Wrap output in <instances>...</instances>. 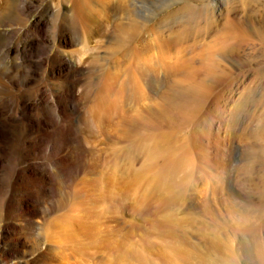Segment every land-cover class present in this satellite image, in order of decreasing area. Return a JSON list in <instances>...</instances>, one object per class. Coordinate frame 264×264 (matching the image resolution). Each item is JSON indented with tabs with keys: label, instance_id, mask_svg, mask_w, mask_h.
<instances>
[{
	"label": "rangeland",
	"instance_id": "rangeland-1",
	"mask_svg": "<svg viewBox=\"0 0 264 264\" xmlns=\"http://www.w3.org/2000/svg\"><path fill=\"white\" fill-rule=\"evenodd\" d=\"M11 1L0 0V98H52L68 82L21 68L26 45L68 57L75 106L50 136L12 127L0 150L1 178L16 174L0 183V213L18 215L14 233L0 221V248L17 252L2 264H264V0H91L84 22L69 0H13L10 17ZM77 183L92 199L72 211L88 210L89 240H48L33 209L67 211Z\"/></svg>",
	"mask_w": 264,
	"mask_h": 264
},
{
	"label": "bare ground",
	"instance_id": "bare-ground-1",
	"mask_svg": "<svg viewBox=\"0 0 264 264\" xmlns=\"http://www.w3.org/2000/svg\"><path fill=\"white\" fill-rule=\"evenodd\" d=\"M69 1L71 4V9H72L71 19L74 21L78 20L79 22H84V14H85V12L88 11L87 4H88V2L91 3V0H69ZM22 3H23V8L27 7L28 5H30L29 9L34 8L32 2L27 3L26 1H23ZM4 8L8 10L6 12V15L11 17L10 10L15 9L14 1L12 0L11 3H9V4L6 3ZM60 9L58 8L55 12H51V13L56 15V18L62 17L64 15L60 11ZM36 11H37V9L35 10V12ZM12 12H13V10H12ZM49 12H50V10L48 8H46L44 11H38V19L35 23L37 27H40L42 25V23L45 21L43 16L49 14ZM8 16H7V18H8ZM79 22H77V23H79ZM4 35H6L5 31H4ZM261 38H262V41H264V34L261 35ZM11 41H12V38L9 41L10 44H11ZM58 42L60 43L59 40H58ZM26 48L27 47L25 45L23 50H21V53L18 54L20 61H21L19 66L21 68H23L25 71L28 72V70L33 69V68H38L40 66H43V67L48 66V73L54 74V76H55V74H60V75L64 74V71L66 70V71H68V74H67L68 82L64 86V89L62 92H60V89H55V90L52 89V91H51V92H53V93H51L52 98H48V97L45 98L43 96V93L40 95H38V94L35 95L36 92L34 93V95L24 92L20 95L12 97V98H8V97L0 98V150H1V148L8 146V142L11 139L10 136L13 135V131H11L12 127H17L21 124L24 125V127L28 126L31 133H33L32 137H34V139L39 137V133L41 131H45L47 133L45 136H50L51 131H54V129L56 128L55 127L53 129H51L52 126L53 127L56 126L55 125L56 117L60 118L63 116L64 112H69V111L74 110L75 104L70 103V99L73 98L72 84L74 81L71 80L72 79V78H70L71 75L69 76V74L74 73V70H72L71 62L68 59V57H65L60 51H58V49H56L57 51L54 53V55L53 54L51 55V54L46 53V52H36V54H34V52H32L31 50H29L28 48L26 49ZM9 49L10 48H8V50ZM18 50H19V47H18ZM9 67H11V66H9ZM5 69H7V68H5ZM183 94L186 98H189L191 100L194 98H197L196 89H194L193 87L191 89H187V91H185ZM47 95H48V93H47ZM62 96H64V97L66 96V98L63 99ZM47 98L49 99V101L46 100ZM50 129H51V131H50ZM32 142H34V140L30 139L29 143H32ZM181 159H182V155L177 156L173 160L167 159L166 162L164 163V165L161 166L159 174L163 173L166 169H169L172 166L174 168L176 165H178V163L180 162ZM23 162H25L27 164V166L32 165V163L34 164V160L28 161V160L23 159ZM117 168L120 169V167H117ZM117 170H115V171H117ZM0 172H2V171H0ZM49 175H50V173H49ZM118 175H119V173H118ZM15 176H16L15 173H12V174L10 173V175L9 174L5 175L3 178H1V176H0V181H1L0 183H3L5 180H7V182H9ZM82 180L84 181V180H86V178L83 177ZM108 180H109V178H108ZM110 182H111V180H110ZM4 185L7 188H5L4 190H1L2 193L1 192L0 193L3 194L2 195L3 200L9 202L10 197H11V191L9 190L8 185H6V184H4ZM48 186H49V188L46 190V192L52 193L53 192L52 191V185L49 184ZM77 186H78V183L72 188V191H73V194L71 196L72 199H71V203L69 202L67 204L68 205L67 211L61 210V207L58 205L57 206L52 205L51 207H48V208L45 206H42V205H37V206H42V207H40V210L35 211L33 209L34 214L37 211H39L38 215H40L42 218L41 224H40V233H41V235H45L46 237L48 236L47 237L48 240H51V239H53L54 241L58 240L59 243L63 244V245H65L66 242L67 243L69 242V244H70V242L75 241V242H77L76 244H79V243L83 242V240H85V239L89 240V238L87 236V231H85V230H86V227L89 226V221L87 219L90 216V214H89L88 210L81 212L79 214V212H80L79 210L84 208V207L87 208V205L91 204L92 199L88 193H85L84 195H80L81 193H79L80 191L77 189ZM102 191L107 192L104 189ZM103 195L105 196L106 194L103 193ZM1 200H2V198H1ZM117 203H119V202H117ZM1 204H3V203H1ZM1 207H2V205H1ZM35 208H37V207H35ZM74 209L76 211H79V212H75V213L72 212ZM14 216H18L17 213H16V215H13L11 217L8 216V213L5 216H4V214L0 213V221H3V227H2L3 231H5V232L8 231L9 233H11V232L14 233V232L18 231L17 224L14 221V220H16L14 218ZM24 216H25V214L20 215L21 219L24 218ZM26 216H28V215H26ZM92 222H93V220H92ZM28 230H29V232H33V231H35V228L33 229L32 226H29ZM27 235H29V234L27 233ZM125 235H126V233H125ZM93 237H95V235L90 237V241ZM105 239L106 238L102 237V240H105ZM123 245L127 246L125 244H123ZM14 246H15V248H16V246H20L19 242L16 241ZM198 247H199V245H198ZM76 248L79 251L78 253H82V250L79 247H76ZM118 248L116 250H118ZM123 250H125V249H123ZM17 251L22 253V250H20V249H17ZM120 252H118L119 255H120ZM12 253H17V252H14L9 248L8 249L7 248H0V264L3 263V260H6L7 258L11 257ZM115 254H117V253H115ZM121 254H122V252H121ZM190 254H192V253H190ZM190 254H188V255H190ZM123 255L124 254H122V256ZM176 255L178 257V254H176ZM187 256H185V257H187ZM193 256H192V258H193ZM121 257L119 256L118 258H121ZM81 258L82 257H80V259ZM175 258H176V256H175ZM114 260H115V258H114ZM122 260L126 261V259H122ZM126 262H128V261H126ZM174 262H176V261H174ZM174 262L172 264H174ZM28 263H29V260L27 258H25V256H23V255L18 256L17 260L12 262V264H28ZM122 263H123V261H122ZM170 263H171V261H170ZM200 263H201V261H200Z\"/></svg>",
	"mask_w": 264,
	"mask_h": 264
}]
</instances>
